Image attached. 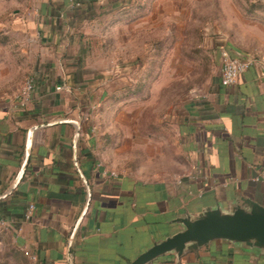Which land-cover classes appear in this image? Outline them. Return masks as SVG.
Instances as JSON below:
<instances>
[{
	"label": "crops",
	"instance_id": "0c3cea01",
	"mask_svg": "<svg viewBox=\"0 0 264 264\" xmlns=\"http://www.w3.org/2000/svg\"><path fill=\"white\" fill-rule=\"evenodd\" d=\"M96 3H31L23 27L39 51L35 86L28 101L0 100V218L36 264H68L70 241L73 264H130L183 230L178 218L231 211L243 195L264 205V56L237 83L224 86L219 74L175 111L169 141L179 162L150 165L135 117L100 115L123 83L113 75L127 70L115 69L98 35ZM147 168L169 169L152 178ZM147 264H264V250L215 238Z\"/></svg>",
	"mask_w": 264,
	"mask_h": 264
},
{
	"label": "rangeland",
	"instance_id": "374dc122",
	"mask_svg": "<svg viewBox=\"0 0 264 264\" xmlns=\"http://www.w3.org/2000/svg\"><path fill=\"white\" fill-rule=\"evenodd\" d=\"M96 1L92 19L101 24L98 35L115 69L127 70L126 77L113 75L123 83L106 96L110 105L100 115L135 117L145 141L138 142L139 151L150 165L179 162L172 159L170 118L216 83L222 49L264 56V0ZM31 3L0 0V100L19 93L39 52L23 27ZM89 28L96 30L94 24ZM147 169L153 178L157 170L166 177L169 168ZM0 264H36L5 228H0Z\"/></svg>",
	"mask_w": 264,
	"mask_h": 264
},
{
	"label": "water",
	"instance_id": "95a60500",
	"mask_svg": "<svg viewBox=\"0 0 264 264\" xmlns=\"http://www.w3.org/2000/svg\"><path fill=\"white\" fill-rule=\"evenodd\" d=\"M176 221L184 226L183 230L155 243L130 264H147L173 251L182 256L185 251L196 250L215 238L242 242L264 250V205L245 195L235 201L231 211H224L221 206L208 207L196 216L188 214ZM71 245L70 241L68 264H73Z\"/></svg>",
	"mask_w": 264,
	"mask_h": 264
},
{
	"label": "built area",
	"instance_id": "2783aa9c",
	"mask_svg": "<svg viewBox=\"0 0 264 264\" xmlns=\"http://www.w3.org/2000/svg\"><path fill=\"white\" fill-rule=\"evenodd\" d=\"M74 7H80L84 4L85 0H69ZM257 57L244 53L236 52L235 54L231 53L230 50L222 49L221 50V68L220 76L221 83L224 86H230L238 82L240 76L248 70L252 65L257 62ZM261 76L264 77V66L261 71ZM36 77L31 75L26 80L24 86L19 91L17 97L21 98L22 101H28L31 95L32 90L35 86ZM58 89L61 86L57 87ZM35 204L31 203L28 205L26 212L24 213V218L26 220H31L34 215ZM0 228L9 229L10 222L8 219L0 218ZM35 259V256H32Z\"/></svg>",
	"mask_w": 264,
	"mask_h": 264
}]
</instances>
